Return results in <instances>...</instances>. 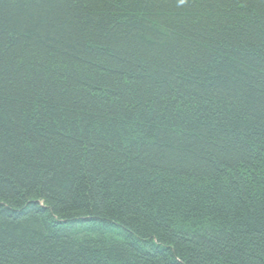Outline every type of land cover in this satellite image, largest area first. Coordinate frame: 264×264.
<instances>
[{
	"label": "trees",
	"instance_id": "trees-1",
	"mask_svg": "<svg viewBox=\"0 0 264 264\" xmlns=\"http://www.w3.org/2000/svg\"><path fill=\"white\" fill-rule=\"evenodd\" d=\"M0 264H264V0H0Z\"/></svg>",
	"mask_w": 264,
	"mask_h": 264
}]
</instances>
